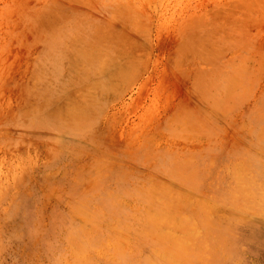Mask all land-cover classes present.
Segmentation results:
<instances>
[{
	"label": "rangeland",
	"instance_id": "374dc122",
	"mask_svg": "<svg viewBox=\"0 0 264 264\" xmlns=\"http://www.w3.org/2000/svg\"><path fill=\"white\" fill-rule=\"evenodd\" d=\"M262 171L264 0H0V264H264Z\"/></svg>",
	"mask_w": 264,
	"mask_h": 264
},
{
	"label": "bare ground",
	"instance_id": "6f19581e",
	"mask_svg": "<svg viewBox=\"0 0 264 264\" xmlns=\"http://www.w3.org/2000/svg\"><path fill=\"white\" fill-rule=\"evenodd\" d=\"M65 53H63L62 58L60 60H63V58L65 57ZM93 53L88 54L86 50H83V51H78L76 53L72 52V54H70L68 58L69 63L67 66V77H68L67 81L68 82L70 83L80 82L83 80V78L90 76L94 72V70H97V72L100 71L99 69H101L103 66H101L99 62H97L98 58L95 57ZM84 62L85 64L81 66L82 63ZM103 63L105 64V60ZM105 68H104V71H105ZM112 74L113 73L110 74V71L107 70L105 71V73L100 74L101 76L97 78L92 77L94 79V81L91 82L92 86L86 85L88 87L91 86V88L87 89L88 91L85 90L87 92H85L86 95L83 97L79 98L71 94L75 92L74 90L70 93L69 92L65 93L66 91L61 92L60 94V96H62L61 99L63 98L61 104L57 106L56 108H53V110H49L48 114L51 113L50 115L51 120L55 121L56 123L62 126H68V125L75 126L76 125L75 127H77L79 124H83L86 120L89 119L92 112L95 111L94 109L97 105L96 99L98 100V97L100 98L104 94L103 89H107L111 87L110 84L112 82V79L114 75H116L115 73L113 75ZM86 86H83V88L85 89ZM97 89H101L102 91L98 93ZM58 90L54 92V95H56ZM77 90L78 89H76V91ZM261 175L263 176H261L259 179H256V180L248 179V180H244L240 182V191L238 192L240 194V198L243 199V202H249L251 207L248 208V207L242 206L243 202L241 203L237 202L235 204V207L237 208L238 211L252 212L253 214L260 215L264 218V172L263 171L261 172ZM160 212H163V210H161ZM172 224L170 225L172 226ZM164 257L166 256H163V258Z\"/></svg>",
	"mask_w": 264,
	"mask_h": 264
}]
</instances>
